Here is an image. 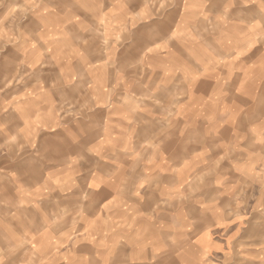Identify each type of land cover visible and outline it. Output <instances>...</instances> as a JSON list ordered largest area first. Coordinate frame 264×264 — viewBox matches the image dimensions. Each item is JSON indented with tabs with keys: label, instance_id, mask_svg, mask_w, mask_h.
<instances>
[{
	"label": "crops",
	"instance_id": "crops-1",
	"mask_svg": "<svg viewBox=\"0 0 264 264\" xmlns=\"http://www.w3.org/2000/svg\"><path fill=\"white\" fill-rule=\"evenodd\" d=\"M264 0H0V264H263Z\"/></svg>",
	"mask_w": 264,
	"mask_h": 264
},
{
	"label": "rangeland",
	"instance_id": "rangeland-1",
	"mask_svg": "<svg viewBox=\"0 0 264 264\" xmlns=\"http://www.w3.org/2000/svg\"><path fill=\"white\" fill-rule=\"evenodd\" d=\"M151 4L153 7H158L160 5V0H151ZM259 224H262V226H260L259 229L263 228L262 232H264V216H263L262 220L259 221ZM263 240H264V236H263ZM263 264H264V262H263Z\"/></svg>",
	"mask_w": 264,
	"mask_h": 264
}]
</instances>
